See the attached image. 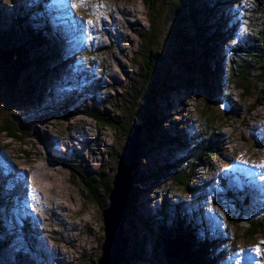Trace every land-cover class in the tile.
<instances>
[{"label":"rangeland","instance_id":"1","mask_svg":"<svg viewBox=\"0 0 264 264\" xmlns=\"http://www.w3.org/2000/svg\"><path fill=\"white\" fill-rule=\"evenodd\" d=\"M224 2L213 6L212 17L202 19L211 25L218 16L223 35L213 38L217 42L210 44L206 60L209 75L222 86L213 91L210 103L199 84L191 86L181 65L167 60L161 68L162 81H180L168 91L161 87L153 108L166 119L162 130L172 140L156 145L138 164L146 174H159V179L140 187L146 191L136 197L126 217L130 220L135 214L139 219H134L133 227L123 226L124 255L135 252L143 257H129L121 264H170L165 253L160 254L158 235L161 231L170 233L169 239L178 238L180 230L188 237L187 228L193 238L187 243L179 238L184 247L209 240L208 250L217 256L215 264H264V227L254 236L247 233L251 218L264 215V72L254 80L248 78L254 85L248 95L229 84L232 60L237 68L251 59L246 50L261 49L264 10L257 0ZM164 7L158 0L153 12L160 17L158 24ZM158 10L160 15H155ZM150 26L145 0H0V42L9 35V46H20L36 31L47 38L45 45L30 51V66L21 76L19 91L0 107V124L13 118L24 128L18 138L0 133V164L10 163L15 171L12 181L0 174V264H99L105 238L102 209L87 195L79 175L60 162H81L103 183L114 178L128 142V121L136 115L140 98L144 50L139 33ZM162 26L161 21L160 40ZM59 33L67 35L63 49ZM6 49L0 43V54L8 57ZM198 53L192 51L191 58ZM69 54L76 55L75 60L66 61ZM42 57L45 62H38ZM20 95L25 96L20 99ZM91 112L107 113L118 124L99 122ZM210 137L218 141L220 154L210 156L199 147L196 157L204 155V160H190ZM51 141L61 154L54 162L56 169L41 176L37 166L50 163ZM31 167L35 171L23 178ZM2 170L9 174L7 167ZM173 172H181L175 175L177 183ZM33 176L42 185L38 195L31 189L36 186ZM23 194L26 200L20 204ZM244 198L251 202L241 208L236 201L244 203ZM58 201L69 209L54 207ZM154 231L157 239L151 236ZM36 241L46 243L38 247ZM175 241L166 246L176 254L181 247ZM257 246L259 253L253 251ZM171 257L182 264L177 255Z\"/></svg>","mask_w":264,"mask_h":264},{"label":"trees","instance_id":"2","mask_svg":"<svg viewBox=\"0 0 264 264\" xmlns=\"http://www.w3.org/2000/svg\"><path fill=\"white\" fill-rule=\"evenodd\" d=\"M257 1L259 8L264 10V0ZM145 3L150 9L151 26L149 29L143 30L139 33L142 39L141 49L143 48L144 54L142 59L140 58L143 78L140 80V86L138 89L140 98L138 100V106L136 107V115L143 121V134L141 136L142 143L138 153L136 172L133 175L132 193L128 214L136 201V197L146 191L144 189L142 190L140 187L147 184L150 180L159 179V174L154 172H152V174H146V171H142L138 168V164L141 163V161L145 159L150 152H153L156 149V145H162V143L170 142L172 140L170 134H168L170 137L168 140V136H166L165 132L162 130L165 127L164 125L166 119L155 113L153 108L156 106V101L159 97V89L163 88L162 90L168 91L170 88H176L179 86L180 81L178 79H164L162 81L161 68L166 64L167 60H173L179 66L181 65L180 70L184 73V75L189 77L187 79L191 86L199 84L203 92L206 94L205 100L207 103H210V97L213 95V91L222 87L219 85L217 80H213V77L209 75L208 64H206V60L210 54V44L215 41L217 42V40H213V38L221 39L223 37L218 26L220 20H218V16L214 17V21L216 22L212 21L210 23L212 25L211 26L202 19L207 16L208 18L212 17L209 14L212 12L213 6L218 7L222 5L225 3L224 0H208V2L204 4L200 2V0H163L165 5V15L163 19H161L164 24V26H162L164 27V32L161 40L159 38V34H161V31L163 30L162 28H158V26L161 25V21L158 24V19H160V17L155 18L153 16V12L158 9V0H145ZM155 15H160V11L158 10V14L156 13ZM211 29H213L212 32ZM36 32L37 34L29 33L32 35H30V37L27 38L23 44L14 47L9 46V43L11 42L9 35L2 36L3 39L0 42L1 47H5V49L10 47V49H6L8 51V57H0V107L1 105L3 107L5 102L13 96L14 93L19 91L21 76L30 66V51L47 43V38L42 39L41 32ZM259 41H261V49L252 48L246 50V53H248L247 55H250L251 57L250 60L239 63L237 68L235 67V61L232 60L233 65H231L229 84L237 85L242 89V93L244 95H248L254 87L252 81H249L248 78L252 77L254 80V77L258 74L261 75L264 72V30L261 32ZM194 48L199 50V53L196 55V59L193 57L191 58V53L195 50ZM12 56H14L13 59H11L10 63H8L7 60ZM44 60L45 57H42V60L38 59L37 61L44 63ZM189 61H192L193 64ZM198 76L199 78H202L201 82H199ZM26 95H28V93ZM24 96L20 95V99ZM14 101L18 100L14 99ZM90 115L95 117L99 122H109L112 125L118 124L113 118H110L107 113L91 112ZM134 117L132 116L128 121V139L133 132L132 122ZM2 121L3 122L0 124V133L6 132L12 138L23 136L24 128L22 127V122L16 121L13 118H4ZM173 138L175 139L176 136ZM206 138L207 136H204V139ZM210 138L209 141L205 140L203 143L201 142L198 145L194 156L190 160H193L194 162L196 161V163L204 160V155L198 158L196 157V154H199L200 149L211 152L209 154L210 156L220 154V152H217L218 150L216 149L218 141L214 140L212 137ZM121 154L122 153H120V157ZM60 163L62 166L68 168L73 175H79L84 184V188L87 191V195L92 198L95 203L99 204L101 209L108 204L109 194L113 188V177L105 181L106 183H103L101 182L102 178L99 174L90 171L89 168L84 166L81 162L78 163L76 160L61 159ZM177 173L181 172H173V178L176 183L177 179L175 175ZM227 193H229V191ZM229 197L233 200L230 195ZM250 202L251 200L249 198H244V203L236 201L237 205L241 208L243 205H249ZM128 214L127 217L129 216ZM134 219H139V217L133 214L132 219H126L127 221L126 223L124 221V224L126 226L133 227ZM249 222L252 227H250L247 233L248 235L254 236L260 232L261 228L264 227V215L260 216L258 219L251 218ZM187 225L188 224H186V226ZM148 226L150 225L148 224ZM186 231L188 233V237L183 235L180 230H178V238H184V241L187 243L190 242L193 237L192 232H190L188 228ZM165 232H167V229ZM154 233L155 235L151 234V236H154L157 239L156 232L154 231ZM169 235L170 233L168 235H163L160 231L157 241L160 248H162V251L161 249L159 251H161L160 254L165 253L167 258L165 261H168L170 264H176L175 258L171 257L172 255L167 256L166 242L169 239ZM125 236L126 231L124 230V237ZM176 239L177 238H172L170 240L173 241ZM175 242H180L179 247L181 248L176 254H178L177 257L182 264H215V260H217V256L213 255L208 250V246L212 244L209 240H201L195 246L188 247L187 244L186 248L184 247L186 246L185 243H181V241L177 240ZM154 248H156V241ZM163 248L165 249V252ZM134 253L135 252H129L127 257L124 255V260L133 256L141 257V255L138 254V256ZM170 254H175V252H172L170 249ZM163 264L166 263L164 262Z\"/></svg>","mask_w":264,"mask_h":264},{"label":"water","instance_id":"3","mask_svg":"<svg viewBox=\"0 0 264 264\" xmlns=\"http://www.w3.org/2000/svg\"><path fill=\"white\" fill-rule=\"evenodd\" d=\"M0 57L3 58V55L0 54ZM132 129L133 132L120 157L117 171L113 178V188L109 194L110 202L102 208L105 238L99 264H121L124 260L127 242L124 237L123 226L130 207L133 175L136 172L138 153L142 143L141 136L143 134V121L137 115L133 119ZM181 240L179 239L178 241ZM170 241L172 240L168 239L166 245H169ZM166 249L167 256L178 255L170 254L168 246H166Z\"/></svg>","mask_w":264,"mask_h":264},{"label":"bare ground","instance_id":"4","mask_svg":"<svg viewBox=\"0 0 264 264\" xmlns=\"http://www.w3.org/2000/svg\"><path fill=\"white\" fill-rule=\"evenodd\" d=\"M59 41L62 43V44H60L59 45V48H65V42H66V39H67V35H66V33H59ZM58 47V46H57ZM75 57H76V55H73V54H69L67 57H66V61H73V60H75ZM78 66V65H77ZM63 73L65 74H67V72L66 71H63ZM64 77H66L65 75H64ZM120 77V76H119ZM100 84V83H99ZM71 94H72V92H71ZM73 98H75V97H73ZM72 100V99H71ZM37 127H38V125H37ZM40 128V127H39ZM91 136H93L94 137V134H91V133H89ZM223 138V139H222ZM224 139H226V138H224V137H221V140L222 141H224ZM64 145H65V143H63ZM49 151L51 152V157L49 158V159H47L48 160V162H50V163H47V164H53V165H47V164H40V165H38L37 167L39 168L38 170H40V175L42 176V173H45V174H50L51 172H53V170L54 169H56L55 167H54V162L55 161H57L58 159H59V157H60V148H58V145H54V143H53V141H51L50 142V144H49ZM67 146V145H66ZM12 156V155H11ZM47 162V161H46ZM45 162V163H46ZM248 162V161H247ZM12 163V162H11ZM10 163L9 164H6L5 166H4V164H0V167H2V169H4V168H6L7 167V171H8V175L6 174V173H4V171L2 170V171H0V174L1 175H3V176H5L6 177V181L7 180H10V181H12V178L10 177V176H13V174H14V172L15 171H13L12 169H11V167H10ZM12 165L14 166L15 164H14V162L12 163ZM246 166V169L245 170H247L248 172H249V169L247 168V165H245ZM38 170L36 171V172H38ZM35 170H33V168L31 167V168H28L27 169V172H23V178L25 177V179L28 177V176H30V174H31V172H34ZM36 172H35V174H36ZM22 174V173H21ZM39 175V176H40ZM9 176V177H8ZM36 176V175H35ZM35 176H33L34 177V182H35V184H36V186H34V187H31V186H29V187H31V189L33 190L32 192H34V194L35 195H38V192L40 191V189H41V187L40 186H42V185H40L39 186V181H37V179H39V178H37L36 179V177ZM11 178V179H10ZM31 178H32V176H31ZM40 178H42V177H40ZM41 183V182H40ZM9 185H13V183L12 182H10V184ZM40 187V188H39ZM30 192V191H29ZM26 200V194L24 195H22V196H20L19 197V199H18V202L21 204V203H23L24 201ZM56 206H58V207H60L62 210H68L69 208L64 204V203H62L61 201H58V202H55L54 203V207H56ZM147 211V210H146ZM146 213V212H145ZM147 214H148V211H147ZM85 218V220H88L86 217H84ZM39 222L41 221L42 222V220H38ZM212 222H211V224L213 223V220H211ZM217 221H219L220 223H221V218H218L217 219ZM40 222V223H41ZM207 223V222H206ZM203 224H205L204 222H203ZM205 226H206V224H205ZM36 228H38V227H36ZM44 242L45 241H41V242H39V241H36L35 243L37 244V246L38 247H40V246H42L43 244H44ZM46 243V242H45ZM118 244V243H117ZM44 247H45V250H46V248H47V250H48V245L46 244V245H44ZM60 249V248H59ZM58 250V249H57ZM62 253V252H61ZM60 253V254H61Z\"/></svg>","mask_w":264,"mask_h":264},{"label":"snow or ice","instance_id":"5","mask_svg":"<svg viewBox=\"0 0 264 264\" xmlns=\"http://www.w3.org/2000/svg\"><path fill=\"white\" fill-rule=\"evenodd\" d=\"M89 23H91V21H89ZM241 251H243V249ZM253 251H255L256 253H259L260 252L259 246H257L256 248H254Z\"/></svg>","mask_w":264,"mask_h":264},{"label":"clouds","instance_id":"6","mask_svg":"<svg viewBox=\"0 0 264 264\" xmlns=\"http://www.w3.org/2000/svg\"><path fill=\"white\" fill-rule=\"evenodd\" d=\"M171 239V238H170ZM178 239V238H177ZM178 241V240H177Z\"/></svg>","mask_w":264,"mask_h":264}]
</instances>
